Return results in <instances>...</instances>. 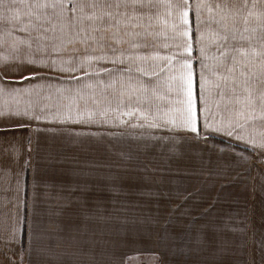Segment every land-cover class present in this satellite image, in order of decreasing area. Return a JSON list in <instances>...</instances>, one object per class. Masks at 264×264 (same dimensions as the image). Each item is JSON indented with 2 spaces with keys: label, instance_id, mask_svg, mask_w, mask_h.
Wrapping results in <instances>:
<instances>
[{
  "label": "crops",
  "instance_id": "0c3cea01",
  "mask_svg": "<svg viewBox=\"0 0 264 264\" xmlns=\"http://www.w3.org/2000/svg\"><path fill=\"white\" fill-rule=\"evenodd\" d=\"M0 74V264H264V0H0Z\"/></svg>",
  "mask_w": 264,
  "mask_h": 264
},
{
  "label": "snow or ice",
  "instance_id": "6c2138e0",
  "mask_svg": "<svg viewBox=\"0 0 264 264\" xmlns=\"http://www.w3.org/2000/svg\"><path fill=\"white\" fill-rule=\"evenodd\" d=\"M120 3H131V4H136L138 2H140V0H119ZM117 6H119V3L117 4ZM226 39V37L224 38ZM185 67L187 68V79H186V91H187V95H188V105H189V112L191 113V97H192V90H193V82H192V70H191V66L190 65H185ZM129 71H131V69H129ZM229 71H232V69H229ZM241 75H243V73H241ZM4 77L2 74H0V80H3ZM35 119H39V117H35ZM189 123L192 125V131H197L196 127H195V118L191 117L189 120Z\"/></svg>",
  "mask_w": 264,
  "mask_h": 264
},
{
  "label": "rangeland",
  "instance_id": "374dc122",
  "mask_svg": "<svg viewBox=\"0 0 264 264\" xmlns=\"http://www.w3.org/2000/svg\"><path fill=\"white\" fill-rule=\"evenodd\" d=\"M75 54L78 55V52H75ZM128 264H159V262L156 261V257L149 258L147 256L142 255Z\"/></svg>",
  "mask_w": 264,
  "mask_h": 264
}]
</instances>
